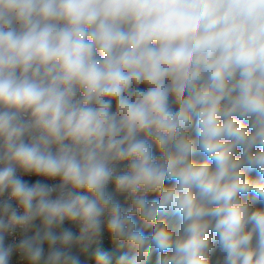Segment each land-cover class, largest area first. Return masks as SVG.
Returning a JSON list of instances; mask_svg holds the SVG:
<instances>
[{
	"label": "clouds",
	"instance_id": "clouds-1",
	"mask_svg": "<svg viewBox=\"0 0 264 264\" xmlns=\"http://www.w3.org/2000/svg\"><path fill=\"white\" fill-rule=\"evenodd\" d=\"M0 264H264V0H0Z\"/></svg>",
	"mask_w": 264,
	"mask_h": 264
},
{
	"label": "trees",
	"instance_id": "trees-1",
	"mask_svg": "<svg viewBox=\"0 0 264 264\" xmlns=\"http://www.w3.org/2000/svg\"><path fill=\"white\" fill-rule=\"evenodd\" d=\"M197 159H201V157H197ZM251 175L255 177L256 176V173L253 172V173H251Z\"/></svg>",
	"mask_w": 264,
	"mask_h": 264
},
{
	"label": "built area",
	"instance_id": "built-area-1",
	"mask_svg": "<svg viewBox=\"0 0 264 264\" xmlns=\"http://www.w3.org/2000/svg\"><path fill=\"white\" fill-rule=\"evenodd\" d=\"M24 178H25V179H28V180L31 182V177H27V176H25Z\"/></svg>",
	"mask_w": 264,
	"mask_h": 264
},
{
	"label": "water",
	"instance_id": "water-1",
	"mask_svg": "<svg viewBox=\"0 0 264 264\" xmlns=\"http://www.w3.org/2000/svg\"><path fill=\"white\" fill-rule=\"evenodd\" d=\"M35 179H38L37 177H31V182L34 181Z\"/></svg>",
	"mask_w": 264,
	"mask_h": 264
}]
</instances>
